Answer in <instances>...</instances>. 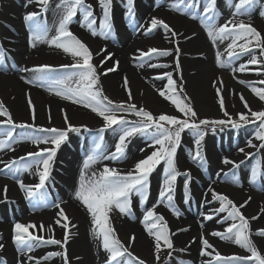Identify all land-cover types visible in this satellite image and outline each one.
I'll return each mask as SVG.
<instances>
[{"label":"bare ground","instance_id":"obj_1","mask_svg":"<svg viewBox=\"0 0 264 264\" xmlns=\"http://www.w3.org/2000/svg\"><path fill=\"white\" fill-rule=\"evenodd\" d=\"M116 0H112L111 8V23L121 24L123 29L121 34L116 35L110 33L109 37L105 39L101 35L93 36L90 31L81 27L83 18L77 17L75 22H71L69 25L70 30L82 39L90 48L93 53L92 63L97 66L98 73H104L106 69L113 68L115 65L116 70L109 72L105 75H101L100 81L103 88L110 94L116 96L120 101H126L128 99L126 91L123 87V80L125 77L130 82L131 91L134 92L135 87L140 89L137 95L133 94V103H138L141 98V94H146V98L149 104L156 110H172L173 105L169 101L164 100L159 96L157 89H163L167 84L166 79H158L164 72H172L174 79L181 82L180 77H183V84L192 95L197 99L199 107L203 111H214L219 109L217 102L216 91L213 88V81L217 78H222L224 82V89L222 95L225 99V107L227 111L234 113L243 106L239 98V94H243L248 103L260 105V101L250 90L247 85L240 84L239 80L248 81L251 84H256L257 81L264 79V75H258L255 71L256 68L261 67L257 65H249V71L235 72L232 68H238L240 64H244L250 57L246 59H234L231 67L221 68L216 63V52L219 50L222 54L229 41H225L223 44H218V47H213L212 43L208 39L207 33L200 22V18L203 15L201 10V0H184V4L192 3L195 5L193 8H185L184 4L180 5L181 11L173 10L172 5L177 0H134L133 14L130 16L127 11V7L122 9L121 6L115 3ZM148 2V6L142 5L144 2ZM92 5L94 16L96 18V24L94 27L99 32V25L103 19V10L100 7L98 0H87ZM238 0H216L215 9L217 12L216 23L223 24L225 20L232 18V11L235 10L234 5ZM260 1L255 4L251 11V18L244 20L245 22H251L254 27L264 35V17L260 15L262 6H259ZM21 7L17 8L13 0H0V45L8 52L6 58V66H0V101L11 111L14 121L19 123H32L30 117V110L27 104V94L30 93L31 99L34 102L36 108L37 118L35 124L44 128L57 127L65 129L67 126L63 119V113L61 109L67 112L70 123L73 125H87L91 127H101L103 121L96 114L91 112L90 109H86L81 105L72 104L69 101L63 100L50 92L44 87H38L35 84L25 83L21 79L24 76L27 79L33 77L32 72H22V68H33L38 65L48 64L51 66H58L59 73L64 75L65 70L60 66L64 64H70L73 62L72 57L69 54L64 53L60 49L49 46L47 42H37L36 47H30L29 36L30 32L24 27V16L30 12L39 13V19H45V22L49 27H52V32L49 33V37L55 34V28L53 27L58 23V13L54 11V7L49 3L48 10L44 9L33 0V3H28V0L19 1ZM152 5V6H151ZM151 8V9H150ZM259 8V9H258ZM21 12H20V11ZM119 11V12H118ZM16 12H19L16 14ZM229 13V14H228ZM195 15L197 18H191ZM151 17H158L165 20L175 31L182 33V36L172 37L166 29L158 27L153 32H156L154 37L145 35L146 28L150 22ZM126 22V23H125ZM132 23V29L137 26L132 32L125 29V25ZM139 26V27H138ZM112 31V29H111ZM195 33V36H193ZM117 36V37H115ZM185 37H192L191 39H185ZM155 39L167 40L169 45L155 44L157 48L173 50L179 46L181 54L179 61L181 70L175 69L174 59L175 54L167 57H155L153 61H147L140 64L137 56L140 51L152 48ZM114 43V44H113ZM106 49V51H102ZM140 50V51H138ZM109 54L111 58H108ZM255 54L259 57V49ZM159 58V59H156ZM240 58V57H239ZM264 59V57H260ZM222 59L227 61L226 54L222 55ZM119 62L116 65L115 62ZM103 62V63H102ZM149 64H168V68H152ZM142 65V66H141ZM13 70V71H11ZM258 87H264V85H258ZM51 110V121L48 119V110ZM0 119H4L0 117ZM13 136L16 141L12 143V148L15 150L4 149L0 150V243L5 245V248L0 251V264H18L19 260H24L25 264H29L26 256H21L17 252L16 246L13 243V226L16 222L21 223H35L37 229H29V231H35L37 235H43L45 238L54 236L56 239L63 240L65 230L55 220L58 218L56 213L57 208L51 206L54 202H63L61 206L66 210V214L69 216L71 224H75V228L69 227V242L66 245L67 253L70 264H104L106 259V252L100 245V241L92 235L91 217L84 206L74 198L75 190L78 187L79 175L83 168V161L81 154L78 153L82 146L87 147L88 144L83 142L76 145L75 148L66 150L65 144H62L58 149L57 157L53 159V168L51 169L50 180L46 182V187L43 189V193L46 194V205H41L40 202L36 208L28 205L25 193L21 191L17 182H14L10 178L8 169L5 168V164L11 162L13 159L26 156L29 152L37 151V147L31 143L30 137H33L31 130L25 128L24 131H13ZM252 134L250 135V137ZM230 137V136H229ZM238 142L242 145L236 150L230 151L225 155H221L222 150L203 143L199 146V151L202 156L206 158L203 167L208 169L207 174L203 173L202 167L197 168L193 165V155L197 151V146H192L188 142H183L180 146L181 150L185 153L177 156L178 170L184 173L186 170L191 172L190 182V194L191 199L188 204L184 203V183L185 176L181 174L177 177L174 188V204L179 209L183 206L194 205V209L199 214V220L185 219L179 217H173L172 213L168 210L165 204L155 208L157 213L162 214L167 220L170 229L176 232L180 228H189L185 232H177L173 236L174 246L176 249L185 248L193 240L197 238L195 243H191V246L187 248V251L180 252L175 251L170 264H179L178 258L187 260L191 264H202L203 260L208 257L200 256L201 244L199 236L203 232L206 238L211 244H213L223 255L238 254L249 255V253L229 241H223L218 237L211 236L212 231H223L227 227V223H218L221 218L215 217L212 220L204 219V216L211 214L213 208L219 207L218 202L212 204L204 203L205 199L211 200L212 189L224 188L234 194L229 197L239 206L245 201L251 200L248 204L241 209L242 213L251 218L258 215L257 220L251 221V229L254 233L256 229L264 228V213H260V209L264 207V147L260 145L264 142L257 138H248L252 144L257 147H249L248 141L244 140L245 135H240ZM232 138V135L231 137ZM0 139H6L5 135L0 134ZM74 138L68 140L73 141ZM118 141V137L114 140L106 135L104 138L102 148L105 154L111 153L115 150L114 146ZM237 142V143H238ZM90 146V145H89ZM88 146V147H89ZM134 146V145H133ZM130 146L125 152V162L120 160H100L92 166L88 171L99 172L104 165L117 168L121 171H128L134 167V164L145 158L153 151L151 147L145 146L143 148H133ZM40 148L52 147V145L41 144ZM192 147L194 151H192ZM240 148L244 149V152H256L255 160L261 165L263 171L257 172L256 178L263 180V191L261 193L254 192L250 188L253 185L251 178H243L240 181V188L235 190L233 187L226 188L223 185V172H230L235 168L231 164H224L222 161L224 158L234 160L236 157L243 153L239 151ZM89 151L94 149L93 146L89 147ZM144 149V151H141ZM224 150V149H223ZM82 151V150H81ZM245 154V153H244ZM31 160L19 161L20 164L31 163ZM120 162V163H119ZM124 163V164H122ZM233 170L231 173H234ZM163 174V173H162ZM153 175L150 176V187L148 203H151L149 208L144 204L141 206L135 201L132 204L134 210V218L131 219L128 216L121 215L118 210L114 209V217L111 218L113 227L116 230L117 235L122 238L128 244L130 237L135 234V241L132 244L131 251L138 257L144 259L146 264H154L153 253V239L149 237L145 231L144 225L141 223L144 211L152 208L156 205L158 200L159 191L163 185L165 175ZM19 180H22L25 185H35L39 182V177L36 167H32L28 170L21 169L19 171ZM203 179V180H202ZM208 179L215 181V184H210ZM259 181V180H257ZM202 184H201V183ZM222 182V183H221ZM227 183V182H226ZM8 186L7 199L4 198L3 187ZM207 185V189L203 188ZM201 190V191H200ZM39 199V196L37 197ZM10 205L9 209L4 210L5 205ZM185 211L184 213H187ZM226 215V213H222ZM124 216V217H122ZM178 218V219H177ZM43 223L45 225V231H39V225ZM202 225V226H201ZM51 226L53 232H48L46 229ZM252 239L256 243L259 250L264 253V238L253 235ZM123 242V241H122ZM63 249L56 245H40L30 253V255L37 258L43 257L49 252H60ZM152 255V256H151ZM80 257L79 260L76 258ZM41 264H64L62 257L55 256L47 261L41 260Z\"/></svg>","mask_w":264,"mask_h":264},{"label":"snow or ice","instance_id":"obj_2","mask_svg":"<svg viewBox=\"0 0 264 264\" xmlns=\"http://www.w3.org/2000/svg\"><path fill=\"white\" fill-rule=\"evenodd\" d=\"M46 12L50 0H35ZM259 0H238L234 5L235 11L232 14V18L225 20L223 24L216 23L217 12L215 9L216 0H208V3L203 7V15L200 18V22L204 27L208 39L212 43L213 47H218V44H223L225 41H229L222 54L219 50L216 52V63L221 68L231 67L234 59H239L241 55H247L250 58L244 64H240L238 68H232L235 72H246L249 69V65L261 66L255 69L258 75H264V35L251 22H245L244 20H237L238 16H248L249 21L251 18V9L257 4ZM28 3H33V0H28ZM100 7L103 10V19L99 25V32L94 27L96 24V18L91 4L86 3V0H60L57 4V11L59 14L58 23L53 27L55 28V34L49 37V33L53 28L49 27L46 22L38 20L39 13L30 12L24 16V22L29 27V44L30 47H36L37 42H47L49 46L62 50L64 53L69 54L73 62L70 64L61 65L60 68L65 70L64 75H57V69L51 65L44 64L38 65L31 69L22 68V72H32L34 75L31 79H27L21 76V79L28 84H35L38 87H44L50 92L63 100L69 101L72 104L81 105L86 109H90L91 112L100 117L103 121L102 126L98 131V142L95 144L92 152L83 161V168L79 175L78 187L75 190L74 198L79 201L87 210L91 217L92 235L100 241V245L106 252V259L104 264H146V261L136 256L131 247L136 237L133 234L127 245L121 241L113 227L110 213L116 209L121 215H132L131 197L136 194L140 197V203L143 204L147 198L148 190L150 187V176L158 165L162 162L165 165L164 169V181L159 191L158 200L156 205L150 209H146L143 214L141 223L144 225L145 231L149 237L153 239V256L154 264H170L175 251L185 252L187 248L191 246V243H195L197 238L187 245L185 248L176 249L174 246L173 236L177 232L188 231L189 228H180L176 232H173L165 217L157 213L155 208L161 204L166 206L179 217L180 211L174 204V185L177 177L183 174L185 176L184 183V203L188 204L191 199L190 194V182L191 172L186 170L181 173L178 170L177 164V152L182 142V134L185 131L191 132L196 137L195 144L197 151L193 156V161L199 163L200 167H203L206 158L201 155L199 146L204 140L207 134L208 126H211V130L215 131L216 126L231 125L232 127H240L241 122L249 123L254 119L259 121L260 131L256 133V138L264 142V110H253L243 94H239V98L247 110L245 113H238V119H233L230 113L226 110L225 99L222 95L225 87L223 79L217 78L213 81V88L216 91L217 102L220 110L226 119H208L199 118V115L193 107L191 98L187 95L183 77L181 75V82L178 83L173 77L172 72H164L158 79H166L167 84L163 89H157L160 97L169 101L174 106L175 110L180 115H173L168 113L154 114L152 111L146 109L144 106H138L133 103V94L130 88V82L127 77L123 80V87L126 91L128 99L126 101L115 102L111 100L107 95L103 93V87L101 85L100 77L109 72L116 70L115 65L113 68H108L104 73L97 72V66L92 63L93 53L89 46L78 36H76L69 28L74 17L79 12L82 15L83 22L81 27L87 28L91 35H101L107 39L111 33L113 27L111 23V8L112 0H98ZM134 0H127V11L131 16L133 14ZM184 4V0H177L172 5L173 10L181 11L180 5ZM185 8H193L194 4H184ZM260 15L264 17V10H261ZM193 19L197 17L192 15ZM161 27L166 29L172 37L182 36V33L175 31L165 20L158 17H151L150 22L146 28L145 35L150 34L153 30ZM195 36V33H193ZM192 37H185V39H191ZM259 49V57L255 54ZM106 51V49H102ZM140 51V50H138ZM175 54L174 64L177 71L181 70L179 56L181 49L177 47L173 50L160 49L152 47L147 51H140V57H148L151 59L153 55L157 57H167ZM226 54L228 60L222 59V55ZM112 54H109L108 58H111ZM8 57L6 49L0 45V66H6L5 61ZM103 63V62H102ZM118 65V61L115 62ZM142 66V65H141ZM152 68H168V64H149ZM240 84L247 85L251 92L262 102H264V87H258V85H264V79L251 84L245 80H239ZM27 104L30 110V117L32 123H19L17 124L12 116L11 111L0 101V126H8V131L4 134L6 139H0V150L9 149L14 151L12 143L18 142L13 136V129L15 128H28L35 129L40 133H46L43 136L30 137L31 143L37 147V151L29 152L24 157L13 159L11 162L5 164V168L11 174L12 178L16 179L17 173L23 169L28 170L33 166L36 167L39 182L35 185H25L22 180L16 179L17 184L21 191L25 193L26 199L30 202L36 200L39 196V202L41 205H46V194L43 193V189L46 187V182L50 179V173L52 168V162L56 156L57 150L68 139L69 132H79L83 128L86 131L90 129L87 125H73L70 123L67 112L61 109L63 113V119L66 124L65 129L57 127L44 128L37 126L35 120L37 118L36 108L30 93L27 94ZM128 116H134L136 120H129ZM251 118V119H250ZM48 119L51 121V110H48ZM119 128L118 141L115 144V150L111 153L105 154L102 144L104 141L103 133L107 129L116 130ZM146 134L150 138L148 147H151L153 151L145 158L138 160L134 167L128 171H121L117 168L104 165L99 172L93 171L91 175L88 174L90 168L100 160H112L117 161L123 159L126 152L127 143L130 138L138 135ZM41 144L52 145V147L40 148ZM249 147H257L248 141ZM264 147V143L260 145ZM144 151V149H141ZM240 152H244L243 148L239 149ZM31 160V163L20 164L19 161ZM224 164H232L238 168L240 161L230 160L224 158L222 161ZM253 177L257 175L256 170H253ZM233 183L239 184V179L236 174L233 173ZM252 183H255L253 179ZM8 186L4 185L3 193L5 200L7 199ZM211 200L205 199L204 203L212 204L218 202L219 207L213 208L211 214L204 216L206 220H212L214 217H219L220 214L226 213L218 223H231L227 224V227L223 231H212L211 236L218 237L223 241H229L240 248L246 250L249 255H223L221 252L209 242L205 234L201 232L199 241L201 244L200 256L208 257L203 260L202 264H264V253H262L257 247L256 243L252 239V236H258L264 238V228L256 229L252 232L250 220L254 221L259 218L258 215L251 218L246 217L241 209L244 208L251 200L245 201L239 206L226 194L218 193L215 189L210 188ZM63 202H54L51 206L58 209L55 223L60 225L64 230L63 240L56 239L54 236L45 238L43 235L35 234V231H29V229L36 230L37 225L35 223H21L16 222L13 226V243L16 246V250L21 256H26L29 264H41V260L47 261L52 257L60 256L63 259L64 264H70L67 247L69 242V227L75 228V224H71L69 216L66 214V210L61 206ZM38 206L37 203H33V208ZM260 213H264V207L260 209ZM202 226V225H201ZM48 232H53L51 226L46 229ZM39 231H45V225L41 223L39 225ZM40 245H56L60 246L63 251L49 252L43 257L37 258L30 255L36 247ZM5 248L3 243H0V251ZM167 253L166 256L163 253ZM77 260L80 257L76 258ZM6 264V262H4ZM18 264H25L24 260H19ZM179 264H191V262L179 261Z\"/></svg>","mask_w":264,"mask_h":264},{"label":"rangeland","instance_id":"obj_3","mask_svg":"<svg viewBox=\"0 0 264 264\" xmlns=\"http://www.w3.org/2000/svg\"><path fill=\"white\" fill-rule=\"evenodd\" d=\"M13 1H14L15 6L17 8L18 7L19 8L21 7V4H19V1H21V0H13ZM201 1H203L202 2L203 4H201V6H200L201 7V10H202V14H203V7L208 3V0H201ZM259 1H260V3H259L260 8L262 6V9H264V0H259ZM59 3H60V0H50V4L54 7V9H53L54 11H57V7L56 6ZM86 3H88L87 0H86ZM115 3L118 4L119 6H121V9H120V12H121L122 9H124L126 7L127 0H116ZM142 5L144 7L146 5L148 6V2L145 1ZM234 11L235 10H233L232 13ZM251 11H253V9H251ZM18 13L19 12H16V14H18ZM57 13H58V11H57ZM58 16H59V14H58ZM81 16L82 15L78 12L77 13V16L73 18L72 22H75L76 18L77 17H81ZM246 18H247L246 15L245 16H238V17H236L237 20H245ZM38 20L41 21V22H45V19L43 20V19H39L38 18ZM124 25H125V29H127L130 32H132L135 28L137 29V26L134 27V29H132V26H131L132 23H129V25H126V24H124ZM24 27L29 30V27H28L27 24L24 25ZM122 30L123 29L121 28V24H114L113 27H112V31L111 32H112V34L119 35V34H121ZM153 31L150 34H148V35H150V37H154L156 35V32H153ZM115 37H117V36H115ZM160 43L163 44V45L166 44V46L170 44V43L167 42V40L155 39V41H153V44L154 45H152V46L154 47V46H156L155 44H160ZM146 50H148V49H146ZM142 51H144V50H142ZM247 57H249V56H247V55H241L239 59H246ZM137 59H138V62H140V64H143V63H146L147 61H150V62L153 61L155 59V57L152 56L151 59H149L148 57L141 58L140 57V54H139L137 56ZM156 59H159V58H156ZM53 67L57 69V75H61V72L59 73V71H58L59 67L58 66H53ZM11 71H13V70H11ZM178 83H180L179 80H178ZM102 87H103V85H102ZM184 88H185V91H186L187 95L191 98L193 107L197 111V113L199 115V118H201V119H204V118H208V119H226L223 116V113L221 112L220 108L217 109V110H214V111H210V112L209 111H206V112L203 111L199 107L198 101L192 95L191 91L188 90L186 87H184ZM138 92H140V89H138L136 87L134 89V92L132 91V93H134V95H137ZM103 93H104V95H107L111 100H113L115 102H121L120 99L116 96V94L114 96V95L110 94L104 88H103ZM145 95L146 94H144V93L141 94L140 100H138V103H136L138 106H144L146 109L152 111L154 114H157V115L160 114V113H162V112L163 113H168V114H173V115H180L175 110V108H173L172 110H167V111H164V110H156L154 107H152L149 104V102H148V100H147V98H146ZM249 105L255 111L264 110V102H262V104H260V105L259 104L258 105H255V104H251V103H249ZM228 112L230 113V115L232 116L233 119H238V115L237 114L238 113H245V112H247V110L244 107H242L241 109H239L238 111H235L234 113H232L230 111H228ZM128 119L129 120H136L137 118L134 117V116H128ZM77 126H79V125H77ZM114 127L116 128L115 131H113V129H107L103 133L104 138L106 137V135H109V137H111V139H114V140L118 137L119 128L116 127V126H114ZM87 128L90 129V130L89 131H86V130H84L82 128L81 131H79V132H69L68 133V139L66 140V144H65V142L63 143V144L66 145L65 149L66 150H68V148L69 149L70 148L73 149V148L76 147V145L78 143L81 144L83 142H86L88 144V146L90 145V146L95 147V144L98 142V131L97 130L100 127L87 126ZM24 130H25V128H15V129H13V131H20V132L21 131H24ZM29 130H31V132H32V134L34 136L47 135L46 133H40V132L36 131L35 129H29ZM7 131H8V126H0V134L3 135V137H4V134ZM258 131H260L259 121H255L254 119L252 120V122H249V123H243V122H241V126L240 127H236V128L232 127L231 125H223V126H216L215 131H212L211 130V126H208V128H207V134H206L204 140L201 143H203L205 145L206 144L205 141L207 140V142L209 143L208 145L215 146V147L221 149L222 150L221 155H225V154H227L230 151L236 150L239 146L242 145L241 143L243 142V140H242V142L241 141L238 142L240 140L238 136L245 135L246 137L244 138V140H247L248 138H256V133ZM251 134H252V136L250 137ZM231 135H232V138H230ZM71 138H74L73 141L72 142L71 141L68 142V140L71 139ZM195 139H196V137H194L191 134V132H189V131L186 130L185 133L182 134V142H181V145L183 144V142L186 141V142L190 143L194 147V146H196ZM149 143H150V138L146 134H138V135L130 138L129 142L127 143L126 150H128L130 148V146H133V145H134L133 148L140 149V148H143L145 146H148ZM88 146L85 147V148H84V146H82V148L78 152V153L81 154V159H86L87 156L92 152V151H89L90 150L89 149L90 146L89 147ZM193 147H192V151H194V148ZM57 152H58V150H57ZM183 153H185V151L183 152V150H181V148L179 147L178 152H177V156H178V154L179 155H182ZM244 153H243V156L242 155L235 156L236 158L233 160V161H236L237 163H239L240 161H243V163H239V167L238 168L235 167L233 169L235 171L234 173L236 174V177H238V179H239V184L233 183V176H232L233 173H231L233 170L231 172L229 170V171L223 172L221 174L222 175L221 177H223L222 178L223 179V183L222 182L221 183L223 185H225L226 188H229L231 186V187H233V189H235V188L239 189L240 188L239 186H240L241 179H243V178L244 179L245 178H251V179L256 178L257 175L255 177H253V175H252L254 169L257 172H259V171L262 172L263 171V168L261 167V165L253 157V156H255L256 152L251 151V152H244ZM56 157H57V153H56ZM120 162H125L124 158L121 159ZM122 164H124V163H122ZM193 165L195 167H197V168L200 169L199 163L194 162ZM231 166H233V165L231 164ZM33 167L35 168V166H33ZM52 168H53V162H52ZM164 169H165V165L162 162L160 165H158L156 167V169L153 171V173L151 174V176L156 175V174L161 175L162 173H163L162 174V176H163L164 175ZM201 169L204 170L203 173H206L207 174L208 169L206 167H202ZM18 175H19V172L17 173L16 179H20ZM50 175H51V173H50ZM10 178H11L12 181L16 182V179L12 178L11 175H10ZM254 180H255V183H253V185L251 186L250 189L252 191H254V192L261 193L263 191V185H264L263 180L264 179L263 180H260V179L257 178V179H254ZM257 180H259V181H257ZM208 182L210 184H213V185L215 184V181H213L212 179H208ZM262 183H263V185H262ZM205 189H207V185H205V187L203 188V190H205ZM237 189H235V190H237ZM216 191L218 193H223V194H226L228 196L234 194L233 192H229L228 190H226L224 188H219V189L217 188ZM149 192H151V191L148 190L147 198H146L145 202L143 203L147 208H149L150 207L149 205L151 204V203H148ZM135 201H137V204H140L141 206L143 205V204L140 203V197L138 195H136V194H133L132 197H131V208H132V204ZM27 203H28V205L31 204L32 205L31 207H33V203H37L38 204L39 203V199L36 198V200H34L32 202H30L28 200ZM1 204L2 203H0V206H1ZM9 208H10V205L6 204L5 205V208H3V209L6 210V209H9ZM168 210H169V208H168ZM113 211L110 213V218H113L114 217V213L115 212H113ZM169 211L172 213L173 217H177L176 215H174V213L171 210H169ZM179 211L181 213V215L179 216V218H182L183 220L188 219V218L195 219V220H199V214H201V212H197L194 209V205H191V206H189V205L188 206H183L182 209H179ZM185 211H188L187 212L188 214L184 213ZM134 215H135V213H134V210L132 208V215L131 216H128V217L131 218V219H133L134 218ZM224 215L225 214H223V216ZM124 216L126 217L127 215H124ZM124 216H122V217H124ZM221 216H222V214H220V216L218 218H221ZM219 224H221V223H219ZM120 239H121V241H123V243H126L125 241H127V240L124 241L122 238H120ZM232 254H230V255H232ZM152 255H153V253H152ZM163 255L166 256L167 253L165 252V253H163ZM177 260L179 262L182 259L181 258H178ZM182 261L189 262L187 260H182Z\"/></svg>","mask_w":264,"mask_h":264}]
</instances>
